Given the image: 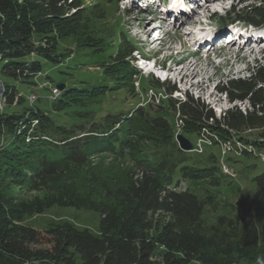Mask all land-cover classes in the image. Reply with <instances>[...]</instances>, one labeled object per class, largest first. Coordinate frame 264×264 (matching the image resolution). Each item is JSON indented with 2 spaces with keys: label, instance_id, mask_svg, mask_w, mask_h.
<instances>
[{
  "label": "trees",
  "instance_id": "trees-1",
  "mask_svg": "<svg viewBox=\"0 0 264 264\" xmlns=\"http://www.w3.org/2000/svg\"><path fill=\"white\" fill-rule=\"evenodd\" d=\"M102 1L117 5L118 0ZM80 2L0 0V73L4 77L34 86L42 61L59 65L67 58L60 44L68 40L79 48L94 50L93 55L104 52L105 65L116 69L103 72L105 78L113 79L108 89L65 88L48 112L35 107L21 115L0 114V264L264 261V171L252 178L254 191L246 204L239 201L235 211L232 206L231 212L209 220L206 213L216 209L210 188L221 183L220 157H189L174 143L169 124V115L178 113L184 135L197 137L203 130L224 143L237 140L243 147L238 155L241 163L262 161L264 63L250 69L246 79L228 81L226 88L219 90L229 103H247L244 110L234 106L217 118L187 94L183 101L173 102L170 95L176 89L172 87L169 96L164 95L166 100L158 99V105L152 99L131 113L108 112L94 119L102 98L109 95L106 91L115 92L113 98L119 96L118 91L129 92L114 81L118 74L125 77V72L131 71L128 59L134 48L119 36L124 34L117 31L119 23L104 34L99 28V33L95 28L89 30L90 19L103 25L107 15L101 17L98 6L84 11ZM247 2L241 0L245 6ZM228 18L230 22L262 27L264 0L240 10L235 6ZM113 35L118 43L114 58L109 47L115 42L105 46V40ZM167 86L155 81L151 89L156 95ZM5 88L8 105L25 101L14 87ZM32 121L37 125L30 135L33 139L27 142ZM247 131L256 134L249 139L241 137ZM5 136H12L11 141L6 142ZM14 140L21 141L20 145L10 149ZM211 141L209 147L219 146ZM231 154L229 151L224 157L226 164L235 163ZM247 167L254 168L251 164ZM180 180L205 183L210 194L200 198L189 191L167 189ZM52 207L97 213L98 231L79 229L69 222H51L39 233L23 223L25 218L41 216ZM43 243L47 249L29 250V245Z\"/></svg>",
  "mask_w": 264,
  "mask_h": 264
},
{
  "label": "rangeland",
  "instance_id": "rangeland-1",
  "mask_svg": "<svg viewBox=\"0 0 264 264\" xmlns=\"http://www.w3.org/2000/svg\"><path fill=\"white\" fill-rule=\"evenodd\" d=\"M115 1V0H111ZM120 1V0H119ZM125 1V0H124ZM207 9L204 8L198 12V16L189 20V23H195L201 21L200 18L208 17L209 15L216 13L217 15L222 16L225 14V11L228 8V5L231 4L232 0H218L216 3L218 5L208 2ZM230 1V2H229ZM248 1L246 5L249 7L252 4H256L257 0H244ZM119 3V2H118ZM211 3V4H210ZM80 9L88 10L95 6H98V12L102 17L105 13L107 15V22L104 20V24L101 22L94 21L95 19H90L88 22V29L91 30L95 28L102 32V34L107 33L113 24H118V30L123 31V35L119 36L124 37L126 42L136 46L138 49H143L145 54L154 57L158 64L163 61L165 72H159L154 70V74L150 73L151 69L147 68L145 71L140 73L138 77H134L133 70L125 72V77L122 74H118L116 78L118 80L114 81L117 85L125 86V89H128L129 92L118 91L115 99L112 98V94L115 92L108 91L106 99L102 98L101 109H97V115H94L92 118L96 119L99 116H104L106 113L112 115L118 113H128L134 107L145 106L147 101L154 97V92L152 87L155 86V81L157 80L160 84L163 83L165 77L167 80L165 84H168L165 91L157 90L163 94V96L156 94L157 99L166 100L169 96V90L172 87H175L177 92L170 95L172 101L178 103L183 101L184 93L198 99L200 103L204 104L211 109L215 116L218 118L224 111L231 107H237L241 110L247 108V103H238L234 104L229 103L226 96L219 92L220 89L226 88L228 81L237 80V79H246L249 77L250 69H253L257 64L264 63V44L258 45L256 47H244V50H240L235 46L226 47L223 50L211 51L208 56L198 52L192 48L189 44L191 39L190 34H185L186 28L178 26L173 27H164L162 26V21L156 15V10H146L144 5H139L137 8L132 7V10L129 12L125 11L127 3L123 2L118 5H106L103 1L98 0H81ZM241 2L236 6V9L240 10L244 7ZM129 7V4L127 6ZM127 9V8H126ZM218 11V12H217ZM154 13V15H151ZM143 14V15H141ZM144 20V21H143ZM212 20V19H211ZM155 25L158 28L157 32L150 36L151 28L149 23ZM141 23V28L138 29ZM211 29L216 27L217 22L210 21ZM238 26V24H236ZM242 25V24H239ZM244 26V25H243ZM143 27V28H142ZM155 30V29H154ZM185 31V33H184ZM99 33V30L97 31ZM154 33V32H152ZM117 36H114L110 39L105 40V46L109 45L110 41L115 42L110 45L109 48L112 49L110 55L114 58V48L118 47ZM181 37V39H180ZM146 40L144 44L143 41ZM61 52L65 53L67 57L59 65L52 64L50 62L42 61V74H45L47 78L37 76L33 83L36 85V89H33L31 86L22 84L19 81L4 77L0 73V79L5 85L14 87L21 96L26 99L28 95L34 93L39 101L35 103V107L40 108L45 111H50V101L47 100L49 96V91L51 88L56 87L57 85H65L67 88H77V89H91L92 87L99 86V83L107 84V88L111 87L114 84L112 81L105 78L103 72L106 69L110 72L116 71L115 68L111 66H106L103 58L106 57L104 52H99L96 55H93V51H90L88 48H79L75 45L74 41H66L60 44ZM190 54V55H189ZM110 61V59H108ZM186 60V61H185ZM185 61V62H183ZM190 62H195L197 76L194 78L183 77L180 75V69L185 65H188ZM127 66V65H126ZM132 75V76H131ZM115 77V75L113 76ZM44 88H37L42 87ZM134 88L132 92L131 88ZM118 89V87H116ZM104 94H102L103 96ZM166 95L167 97H165ZM156 100V99H155ZM151 101V100H150ZM151 103V102H150ZM155 105L157 101L154 102ZM29 108V105L26 101L23 103L12 106L7 105L3 111L6 115L11 114H23L25 110ZM120 108V109H118ZM1 114V113H0ZM171 115V117H170ZM169 118H172L170 123H172V137L174 143L177 145L176 137L182 135L185 137L191 144L197 143L201 145L202 153L199 155L189 153L188 156L195 159H206L209 155H215L216 157L221 158L222 146L227 147L232 151L233 154L229 155L231 161L235 163H227L226 168L232 173V176L223 173L220 177V185L215 188H210V192L215 194V211H208L206 217L209 220H213L216 215L226 214L231 212L232 206H235L234 211L238 208L237 203L239 201L246 200L249 201L250 194L254 191V184L251 182L252 178L264 171V162L260 159L248 160L247 162L241 163L243 160L242 157H238L240 150H243V147L237 140H233L231 143H224L219 141V138L214 135H210L203 130L199 136H187L182 132L183 123L180 120V116L177 113L170 114ZM86 123V121H82ZM262 132V130L260 131ZM256 134L255 132L250 134L249 131L244 132L241 137L249 139L252 135ZM6 142L11 141L12 136H5L3 138ZM211 140L218 143L219 146L216 148L209 147ZM19 140H14V144L10 149L20 145ZM204 142V145L202 143ZM178 147V145H177ZM219 147V148H218ZM237 152V153H235ZM252 154V153H251ZM227 155V153H226ZM225 155V156H226ZM257 156V155H256ZM251 157H255L253 154ZM248 158V157H247ZM250 158V157H249ZM219 161V160H218ZM224 161V160H223ZM108 162V161H107ZM206 162V160L204 161ZM238 162V163H236ZM220 164V161H219ZM254 166V168L248 169V165ZM226 172V169H224ZM189 192L197 195L200 198L206 197L210 194L205 191V183H195V182H184ZM212 193V194H213ZM16 194V193H15ZM100 217L97 213L85 210H76L73 208H60L52 207L46 211L43 215L31 218H25L23 223L26 226L31 227L37 232L42 233L46 228V225L51 222L64 223L69 222L79 229H88L89 231L96 233L99 228ZM48 247L43 244H31L29 245V250H41L47 249Z\"/></svg>",
  "mask_w": 264,
  "mask_h": 264
},
{
  "label": "bare ground",
  "instance_id": "bare-ground-1",
  "mask_svg": "<svg viewBox=\"0 0 264 264\" xmlns=\"http://www.w3.org/2000/svg\"><path fill=\"white\" fill-rule=\"evenodd\" d=\"M216 1L218 0H211L208 2H212V4H215ZM211 4V3H210ZM208 4L206 3L204 5V9H207ZM153 32H155V30H153ZM181 39V37H180ZM186 61V60H185ZM183 61V62H185ZM196 67H195V62H190L188 65H184L182 67V69H180V75H182L183 77H190V78H194L195 76H197V72L195 71ZM6 88L4 83L0 80V108L4 107V104L6 103ZM4 109V108H3Z\"/></svg>",
  "mask_w": 264,
  "mask_h": 264
},
{
  "label": "water",
  "instance_id": "water-1",
  "mask_svg": "<svg viewBox=\"0 0 264 264\" xmlns=\"http://www.w3.org/2000/svg\"><path fill=\"white\" fill-rule=\"evenodd\" d=\"M58 89L63 90L64 86H57ZM176 142L178 143V148L183 152H190L192 150V144L182 135L176 137Z\"/></svg>",
  "mask_w": 264,
  "mask_h": 264
},
{
  "label": "clouds",
  "instance_id": "clouds-1",
  "mask_svg": "<svg viewBox=\"0 0 264 264\" xmlns=\"http://www.w3.org/2000/svg\"><path fill=\"white\" fill-rule=\"evenodd\" d=\"M258 264H264V261L258 260Z\"/></svg>",
  "mask_w": 264,
  "mask_h": 264
},
{
  "label": "built area",
  "instance_id": "built-area-1",
  "mask_svg": "<svg viewBox=\"0 0 264 264\" xmlns=\"http://www.w3.org/2000/svg\"><path fill=\"white\" fill-rule=\"evenodd\" d=\"M33 99H34V97L32 96V97H31V100H33ZM2 109H3V108H2ZM1 111H2V110H1Z\"/></svg>",
  "mask_w": 264,
  "mask_h": 264
}]
</instances>
